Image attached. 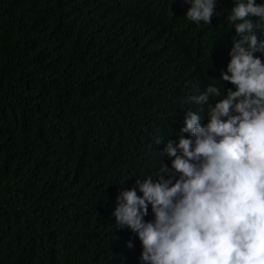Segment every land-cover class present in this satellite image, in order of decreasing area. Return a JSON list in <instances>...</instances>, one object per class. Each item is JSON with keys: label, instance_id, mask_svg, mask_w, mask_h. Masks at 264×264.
Masks as SVG:
<instances>
[{"label": "trees", "instance_id": "trees-1", "mask_svg": "<svg viewBox=\"0 0 264 264\" xmlns=\"http://www.w3.org/2000/svg\"><path fill=\"white\" fill-rule=\"evenodd\" d=\"M190 6L0 0V264H142L137 234L116 226L120 192L171 168L186 112L217 102L190 96L235 90L221 77L234 0H216L211 24Z\"/></svg>", "mask_w": 264, "mask_h": 264}, {"label": "clouds", "instance_id": "clouds-1", "mask_svg": "<svg viewBox=\"0 0 264 264\" xmlns=\"http://www.w3.org/2000/svg\"><path fill=\"white\" fill-rule=\"evenodd\" d=\"M186 2L185 18L197 25L219 15L216 0ZM234 5L227 21L240 39L221 77L235 90L208 84L190 96L195 105L217 102L202 117L186 112L178 143L163 153L171 168L162 163L117 198L116 226L137 234L142 264H264V60L256 55L264 54V5Z\"/></svg>", "mask_w": 264, "mask_h": 264}]
</instances>
